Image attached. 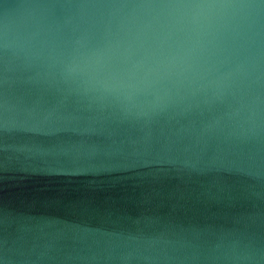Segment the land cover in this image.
<instances>
[{"label": "water", "instance_id": "obj_1", "mask_svg": "<svg viewBox=\"0 0 264 264\" xmlns=\"http://www.w3.org/2000/svg\"><path fill=\"white\" fill-rule=\"evenodd\" d=\"M0 264H264V0H0Z\"/></svg>", "mask_w": 264, "mask_h": 264}]
</instances>
